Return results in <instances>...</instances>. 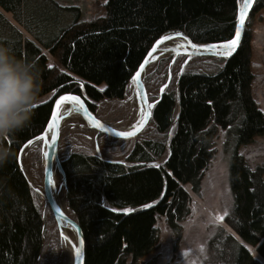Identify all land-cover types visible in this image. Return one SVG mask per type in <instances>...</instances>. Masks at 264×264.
<instances>
[{"label":"trees","instance_id":"obj_1","mask_svg":"<svg viewBox=\"0 0 264 264\" xmlns=\"http://www.w3.org/2000/svg\"><path fill=\"white\" fill-rule=\"evenodd\" d=\"M237 8L238 0H105L103 14L84 21L76 7L55 0H0V44L34 61L41 84L30 122L0 141L12 153L0 166V264H36L43 252L44 221L19 159L23 146L44 130L54 97L81 94L93 112L99 101L122 99L132 73L160 35L182 30L195 42L228 40L235 33ZM263 8L264 0H256L252 13ZM44 50L59 67H49ZM250 64L246 30L229 58L210 68L188 65L157 98L150 97L149 75L144 77L148 99L156 103L143 131L129 139L97 135L109 151L111 142L120 144L121 156L103 158L84 150L58 154L67 213L84 234V264L128 259L135 264L157 248L158 218L177 239L190 213L185 186L199 193L222 130V145L230 149L232 193L224 221L233 234L219 228L200 264H264V165L251 168L238 150L264 134ZM41 145V140L31 145L39 161Z\"/></svg>","mask_w":264,"mask_h":264},{"label":"rangeland","instance_id":"obj_2","mask_svg":"<svg viewBox=\"0 0 264 264\" xmlns=\"http://www.w3.org/2000/svg\"><path fill=\"white\" fill-rule=\"evenodd\" d=\"M58 4L76 7L79 17L89 21L101 16L104 12L105 0H55ZM5 15L16 24L9 13ZM24 37L31 38L27 32L20 28ZM246 30L250 36L251 44V83L252 95L264 111V8L252 13L248 19ZM48 59V64L59 67L58 61L47 50L43 51ZM184 55H165L153 61L147 68L145 76L149 75V95L156 97L160 94L170 80L179 74L180 67L185 60ZM161 59L166 62L159 63ZM220 58L216 57H191L183 70L188 66H203L210 68L216 66ZM207 62V64L205 63ZM173 80V79H172ZM154 102V101H150ZM95 115L109 127L125 129L131 128L138 120L141 110L138 97L129 82L126 93L122 99L102 100L95 106ZM61 135L58 145L59 155H66L73 150H84L95 153L103 158L121 156L120 144L110 143V151L98 144V133L91 129L79 114H73L61 121ZM220 138L216 140L215 153L203 172L199 193L191 190L189 185L185 188L190 194V213L181 223V232L176 235L168 228L164 218H158L156 226L158 232L157 248L139 258L135 264H200L207 255L206 245L208 240L219 228L226 229L230 234L224 217L232 207V193L229 185L230 149L223 147L225 141L224 131H220ZM223 139V141H222ZM38 141V140H35ZM34 140L23 146L20 153L21 167L31 185L34 200L37 203L44 221L45 236L44 247L40 259L36 264H72L73 254L65 238L59 234L57 223L49 210L42 190V145L39 161L34 151ZM106 140H104L105 142ZM132 142L129 140L127 143ZM126 144L124 146L126 147ZM105 145V144H104ZM119 147V148H118ZM239 152L251 168L264 165V134L257 135L250 144L239 147ZM114 151V152H112ZM264 178V176H263ZM54 194L63 211L67 212L64 195L65 188L62 184L61 174L54 170ZM69 239L75 241V235L67 229ZM67 243V244H66ZM246 247L260 258L253 248ZM264 263V260L260 258ZM125 264H131L128 259Z\"/></svg>","mask_w":264,"mask_h":264},{"label":"water","instance_id":"obj_3","mask_svg":"<svg viewBox=\"0 0 264 264\" xmlns=\"http://www.w3.org/2000/svg\"><path fill=\"white\" fill-rule=\"evenodd\" d=\"M256 0H252L251 5L246 10L245 23L243 26V37L247 28L248 19L252 13L253 6ZM244 0H238V8H237V16L239 12V8L243 6ZM237 20V19H236ZM176 33H180L181 35H176ZM235 36V33L231 40ZM161 37H168V39L161 40ZM228 40L211 42V43H202L193 41L184 31L182 30H171L160 35L152 44V46L147 51L146 55L142 59V61L137 66L136 70L132 73L129 82L131 83L137 97L139 100V104L142 108L141 117L139 121L128 130H116L113 127H109L104 124L100 119L97 118L95 113L91 111L86 103V100L83 95L73 92H65L57 94L54 97L51 113L46 123L44 130L34 137L35 140H41L42 143V169H43V177H42V190L44 194V198L49 205L50 211L57 223V227L59 230V234L61 235V230L64 228L62 222L66 223L75 234L77 247L73 252L72 264H84L85 262V239L82 228L79 223L71 217L67 212H63L58 209L55 199H54V170L57 169L61 174L62 184L65 188L66 177L64 170L62 168L61 160L58 155V145L60 140V127L61 121L66 118V116H70V114H79L85 122H87L88 126L96 131L97 133H102L117 139H129L137 136L139 133L143 131V129L148 124L152 108L155 105L156 101L150 102L148 99V93L146 90V86L144 83L145 72L148 66L158 58H162L165 55H173V58H176L178 55H184L186 58L183 64L180 67L179 74L182 72L185 64L189 61L191 57H216V58H229L230 56H222L220 52L222 51V45ZM241 40V43H242ZM160 41V43H157ZM171 43V44H169ZM239 44V46L241 45ZM237 47V49L239 48ZM236 49V50H237ZM178 74V75H179ZM61 95H74L80 98V101L83 105V108H78L77 105L71 104L69 102H62L59 106L56 105V101L59 99ZM66 103L67 105L62 110V104ZM56 113L55 123H52V114ZM174 125V123H173ZM173 125L170 129L169 136ZM50 133V137H47V134ZM119 133H127V135L121 136ZM55 137V139H53ZM31 140V141H33ZM30 141V142H31ZM29 143V142H28ZM112 163H121L120 160H108ZM63 239V237H62Z\"/></svg>","mask_w":264,"mask_h":264},{"label":"clouds","instance_id":"obj_4","mask_svg":"<svg viewBox=\"0 0 264 264\" xmlns=\"http://www.w3.org/2000/svg\"><path fill=\"white\" fill-rule=\"evenodd\" d=\"M41 91L40 69L34 61L19 58L0 44V141L13 137L30 122ZM12 153L0 142V166Z\"/></svg>","mask_w":264,"mask_h":264},{"label":"snow or ice","instance_id":"obj_5","mask_svg":"<svg viewBox=\"0 0 264 264\" xmlns=\"http://www.w3.org/2000/svg\"><path fill=\"white\" fill-rule=\"evenodd\" d=\"M252 0H244L243 6L239 8L237 20H236V26H235V36L233 39L228 40L222 45V51L220 54L222 56H230L234 51H236L237 47L241 43L242 37H243V26L245 23V16H246V10L251 5ZM176 35H181L180 33H176ZM168 39V37H161V40ZM157 43H160V41H157ZM51 67V65H49ZM69 102L71 104L77 105L78 108L82 109L83 105L80 101V98L78 96L74 95H61L59 99L56 101V105L59 106L62 102ZM35 105H33L34 107ZM56 119V113L53 112L52 114V123H55ZM119 135L124 136L127 135V133H119ZM55 139V137H53ZM124 211H130L129 209H125Z\"/></svg>","mask_w":264,"mask_h":264},{"label":"bare ground","instance_id":"obj_6","mask_svg":"<svg viewBox=\"0 0 264 264\" xmlns=\"http://www.w3.org/2000/svg\"><path fill=\"white\" fill-rule=\"evenodd\" d=\"M169 44H171V43H169ZM67 104L66 103H63L62 104V110L64 109V107L66 106ZM139 106H140V104H139ZM140 110H141V112H142V108H141V106H140ZM70 115H73V114H70ZM66 117H68V116H66ZM140 117H141V113H140V116H139V118H138V120L134 123V125L139 121V119H140ZM133 125V126H134ZM132 126V127H133ZM131 127V128H132ZM114 129H116V130H119V131H121V130H128L129 128H125V129H118V128H114ZM50 133H48L47 134V137L49 138L50 137ZM54 199H55V202H56V205H57V207H58V209H60L61 211H63L62 210V208L60 207V205L58 204V200H57V198H56V196H55V194H54ZM64 212V211H63ZM62 224L64 225V228H62V230H61V235H62V237L63 238H65L66 240H67V242H68V246H69V249H70V251L72 252V254H73V252L75 251V249H76V247H77V242H76V239H75V241L74 240H71V239H69V237H68V234H67V229H69V230H71L72 231V233L74 234V231L66 224V223H64V222H62ZM75 235V234H74ZM67 244V243H66Z\"/></svg>","mask_w":264,"mask_h":264}]
</instances>
